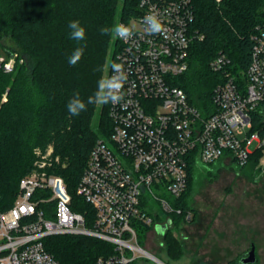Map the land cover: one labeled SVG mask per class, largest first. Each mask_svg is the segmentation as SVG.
<instances>
[{
    "label": "built area",
    "instance_id": "1",
    "mask_svg": "<svg viewBox=\"0 0 264 264\" xmlns=\"http://www.w3.org/2000/svg\"><path fill=\"white\" fill-rule=\"evenodd\" d=\"M149 13L163 21V33L145 31ZM194 20L191 0H138L137 14L119 22L133 26L134 35L128 40L113 35L107 77L117 62L128 82L125 100L108 104L111 134L96 141L77 186L91 210L71 208L65 180L53 173L60 163L53 146L36 148L13 205L0 210V264H60L44 240L65 235L113 245L114 252L95 264H167L139 243L138 232L174 224L171 216L182 210L170 199L187 189L191 156L201 164L223 159L245 167L264 147V25L252 36L243 81L227 70L231 60L225 54L211 62L224 79L213 91L215 111L204 117L176 81L188 71L193 40L203 38L193 33ZM16 62L13 55L0 56L5 73ZM191 220L189 212L185 222Z\"/></svg>",
    "mask_w": 264,
    "mask_h": 264
},
{
    "label": "trees",
    "instance_id": "2",
    "mask_svg": "<svg viewBox=\"0 0 264 264\" xmlns=\"http://www.w3.org/2000/svg\"><path fill=\"white\" fill-rule=\"evenodd\" d=\"M118 2L0 0V31L16 39L31 60L28 66L19 61L23 56L18 58L12 73H5L0 67V210L13 205L20 180L33 166L34 150H45L49 145L60 157L53 173L65 180L72 197L71 208L79 213L91 210L77 194V186L96 141L111 134L108 104L96 130L92 127L95 104L88 105L78 116H71L66 105L76 92L87 101L103 77L113 35H103L100 29L127 22L137 14L138 0H123L119 14ZM191 2L195 13L192 31L203 38L193 40L188 71L176 81L190 104L207 117L215 111L213 91L224 79L223 73L214 71L210 64L218 55L225 54L231 60L227 70L241 80L251 62L252 36L264 25V0ZM73 20L85 28L83 41L70 38L68 24ZM2 39L0 33V56L9 58L13 50ZM81 46L84 47L81 60L75 66L70 65L69 57ZM258 121L255 119V123ZM262 148L250 157L255 167ZM200 164L191 156L187 189L179 199H170L182 210L171 216L173 225L185 222V216L192 213L190 191ZM147 230L151 228L139 230V242L142 232ZM167 243L170 252L179 253L181 244L176 239L170 237ZM44 244L60 264H95L98 258L114 252L113 245L86 236H52Z\"/></svg>",
    "mask_w": 264,
    "mask_h": 264
},
{
    "label": "rangeland",
    "instance_id": "3",
    "mask_svg": "<svg viewBox=\"0 0 264 264\" xmlns=\"http://www.w3.org/2000/svg\"><path fill=\"white\" fill-rule=\"evenodd\" d=\"M122 5L123 0H119L118 14ZM0 33L16 61L23 56V63L30 66L31 60L17 40ZM110 57L103 77H107ZM106 105L95 104V130ZM190 206L191 221L168 226V239L181 244L179 253L170 252L167 236L155 229L142 232L139 243L167 264H238L254 246L255 264H264V147L256 167L253 161L240 167L223 159L200 164L190 191Z\"/></svg>",
    "mask_w": 264,
    "mask_h": 264
},
{
    "label": "clouds",
    "instance_id": "4",
    "mask_svg": "<svg viewBox=\"0 0 264 264\" xmlns=\"http://www.w3.org/2000/svg\"><path fill=\"white\" fill-rule=\"evenodd\" d=\"M145 31L149 34H161L165 31V26L160 17L155 13L146 14L143 18ZM70 29V38L76 41L85 39V28L81 26L78 20L70 21L68 24ZM101 34H112L115 37L128 40L134 35V27L123 23L115 24L111 28L103 27L100 29ZM84 54V47H77L73 54L69 57V64L75 66ZM111 75L102 77L97 84L95 93L87 98V101L80 98L78 92L74 93L66 105L67 111L71 116H78L82 111L87 110L90 104H121L125 100V84L128 82V74L124 65L113 62L111 65Z\"/></svg>",
    "mask_w": 264,
    "mask_h": 264
},
{
    "label": "water",
    "instance_id": "5",
    "mask_svg": "<svg viewBox=\"0 0 264 264\" xmlns=\"http://www.w3.org/2000/svg\"><path fill=\"white\" fill-rule=\"evenodd\" d=\"M171 221H168V224H170ZM168 229V225H159L156 227V231L158 234L165 235L166 231ZM242 264H255L256 263V255H255V248L252 246V248L244 255V257L240 261Z\"/></svg>",
    "mask_w": 264,
    "mask_h": 264
},
{
    "label": "flooded vegetation",
    "instance_id": "6",
    "mask_svg": "<svg viewBox=\"0 0 264 264\" xmlns=\"http://www.w3.org/2000/svg\"><path fill=\"white\" fill-rule=\"evenodd\" d=\"M169 229H170V228H168L166 232H168ZM251 248H252V247H251ZM251 248H250V249H251ZM250 249H249V250H250ZM249 250H248V251H249ZM248 251H247V252H248ZM247 252H246V253H247ZM246 253H245V254H246ZM245 254H244V255H245ZM244 255L241 257V259L244 257ZM241 259H240V260H241Z\"/></svg>",
    "mask_w": 264,
    "mask_h": 264
}]
</instances>
